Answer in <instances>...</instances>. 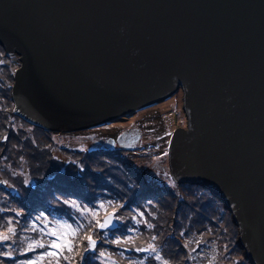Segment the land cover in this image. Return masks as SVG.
<instances>
[{
	"label": "water",
	"instance_id": "1",
	"mask_svg": "<svg viewBox=\"0 0 264 264\" xmlns=\"http://www.w3.org/2000/svg\"><path fill=\"white\" fill-rule=\"evenodd\" d=\"M0 44L21 63L14 112L50 131L182 90L172 178L223 200L264 264V0H0Z\"/></svg>",
	"mask_w": 264,
	"mask_h": 264
},
{
	"label": "trees",
	"instance_id": "2",
	"mask_svg": "<svg viewBox=\"0 0 264 264\" xmlns=\"http://www.w3.org/2000/svg\"><path fill=\"white\" fill-rule=\"evenodd\" d=\"M1 46L0 55L4 52ZM6 65L10 72L6 74L8 79L0 78V231L6 232L11 220L16 236L0 245V252H12L11 257L0 255V264H15L18 259L27 257L26 248L31 239H51L39 231L44 222L35 223L37 231L29 230L32 218L42 211L51 219L67 216L74 226L87 224L88 220L94 225L90 214L82 215V210L87 207L95 211L100 198L107 200L104 210L115 211L119 226L116 229L92 228L93 238L97 240L94 252H84L87 241L82 239V233L83 248L77 250L73 264H89L101 258L103 264H109L106 258L99 256L100 251L111 253L117 264H131L145 257H148L145 264H154V254L137 252L135 247L154 243L158 248V243L171 235L174 243L184 251H181L182 256L176 255L177 252H168L166 246L167 256L163 258L169 264H199L197 260L202 254L209 259L215 257V264H253L240 242L239 227L232 212L223 200L202 184L176 182L168 170L163 181L154 183L153 178L143 175L136 166V155L131 151L134 145H125L123 137L109 147L102 145L97 153L82 145L76 150L63 147L62 155H56L55 143H41L37 136L51 139L56 131L31 125L13 112L15 104L11 90L15 79L11 64ZM147 152L146 157L150 158L151 150ZM73 202L80 205V210L73 207ZM45 217L47 223L52 224L53 221ZM144 221L154 227L149 229ZM87 231L85 228L84 232ZM129 236L134 239L142 236L146 240L139 243L137 239L134 246L112 243ZM153 236L156 237L154 241ZM190 240L193 243H188ZM195 241H201L199 246ZM186 244L187 247L194 245L196 251L188 250ZM164 249V245L158 248L160 252ZM43 251L45 249L37 248L29 253L33 256ZM189 254L195 259H190ZM62 263L67 264L63 260Z\"/></svg>",
	"mask_w": 264,
	"mask_h": 264
},
{
	"label": "rangeland",
	"instance_id": "3",
	"mask_svg": "<svg viewBox=\"0 0 264 264\" xmlns=\"http://www.w3.org/2000/svg\"><path fill=\"white\" fill-rule=\"evenodd\" d=\"M2 49L4 52L1 50L3 53L0 55V61H3V63H0V78L1 79L3 78L5 81H7L8 76L6 74L10 72L8 71L9 68L7 67L6 64L9 63L11 64L12 72L14 75L15 70L20 66L21 63H19L20 60L18 54L8 55L6 53V50H4V47H2ZM13 84L14 82L12 83V87ZM0 94H2L1 90H0ZM183 101H184L183 91L182 90L176 91L168 98L160 102H156L152 105L136 109L135 111L129 113L128 116L127 115L122 116L123 117L122 119L115 120L114 122H109L107 124H101L94 127H88V128L72 130V131H56L51 139L47 137H44L45 138L44 139L41 138L40 136H37V139H40L41 143L44 142L55 143V145H57V148L55 149L56 150L55 154L62 155L60 151L61 149H63V147L66 148L70 147L73 150H76L82 148L81 147L82 145L84 146L85 149H89L90 151L94 150L97 153L98 148H101L102 145L103 146L105 145V147L106 146L109 147V144H113V142L116 139L123 137L124 143H127L125 145L127 146L134 145L133 147L134 150L131 149V151H133L136 155L135 164L138 168L141 169L142 174L147 177L153 178L154 183H158L164 180V173L166 170L170 172L169 162H168V147L171 136L173 132L180 127V124L187 125L188 122L187 114L183 107L184 105ZM13 112H14V108H13ZM30 124L34 125L32 123ZM148 149L151 150V152H149L150 158L146 157L148 154L147 152ZM165 153L167 154L165 155ZM104 155L106 154L104 153ZM63 164L64 166H66V163ZM156 169L158 171H156ZM159 170L162 172L159 173ZM106 201L107 200L105 198H100L96 202V204L98 203V205H96L95 211L98 213V218L100 219L101 222H103L107 213H111V212L115 213V211H113L111 208L108 210H104L106 208L105 205ZM101 204H104L105 208L103 209L100 208ZM41 214L43 215L41 216ZM46 214L47 213L45 211H42L40 214H38V216H41V219L37 220L36 218H32V222L36 223V225H40L44 222L43 217L47 216L51 221L61 220V221H67L69 224H72V222L67 219V216L55 217L54 219H51ZM114 219L117 221L116 214L114 215ZM48 225L49 227L52 226L51 223H48ZM117 227L114 228L110 227L109 229H116ZM97 236L99 237L100 233H98ZM141 237L142 236L137 237L135 240L139 239L138 241L139 243L145 242L146 239H142ZM165 237H166L164 238L165 240L163 239L162 242L161 241L159 243L157 242L158 244H160L158 248H160L162 245H164L165 248L164 251L160 252L161 256L163 257L164 255H166L165 251H167L166 250L167 247H168V252L171 253L177 252L176 255L182 256L183 253H181V251L184 250L180 248L178 244L174 243V236L171 235L170 237L168 236ZM81 244L82 241H80V245ZM80 248L82 249L83 246L81 245ZM186 248L188 250H192L193 248H195V246L190 245V247L188 246ZM26 255L27 257L18 259V261L15 264H21L22 261L30 260L35 256H37V255L30 256L29 251L27 252ZM205 255L206 254H202V256H199L197 260L199 264H209L210 259ZM89 264H103L102 258L101 260H98V262L96 260L95 261L93 260V262Z\"/></svg>",
	"mask_w": 264,
	"mask_h": 264
},
{
	"label": "snow or ice",
	"instance_id": "4",
	"mask_svg": "<svg viewBox=\"0 0 264 264\" xmlns=\"http://www.w3.org/2000/svg\"><path fill=\"white\" fill-rule=\"evenodd\" d=\"M0 63H3V61H0ZM167 153H165L166 155ZM3 183H6L4 181ZM73 207H76L78 210H80V205L75 204L73 202ZM100 208H105L104 204L100 205ZM90 214L93 220H95V224H92V220H88L87 224L80 223L77 225L69 224L67 221H61V220H55L52 222V226L49 227L47 223V218H44V227L39 228L40 233L42 236H48L52 237V239H31V241L27 244L26 251H35L37 248L45 249L42 253L35 256L34 258L26 261H22L21 264H61V261L67 262V264H73V261L75 259V256L78 254L77 250L81 247L80 245V239L81 234L82 239L87 241V246L84 247V252L87 251H96L97 247V240L93 238L92 234V228H99V229H107L110 227H114L113 225V218L115 213H107L103 222L100 221L98 218V213L91 208L85 207L82 210L83 214ZM19 215V213H17ZM43 214H41L42 216ZM143 215L142 213L140 214ZM41 216L36 217L37 220L41 219ZM135 219V217H133ZM138 224L141 221H136ZM144 223L147 224V227L149 229L153 228L154 226L151 223H147V221H144ZM8 227L6 232H0V245H3L4 242L10 241L13 239V237L16 236V229L15 227L11 226L12 221H8ZM88 228L87 232H84V229ZM31 231H37V226L35 223L31 226L29 229ZM132 231V230H130ZM183 235V233L181 234ZM22 239L28 240L30 238L23 237ZM152 240H156V237L153 236ZM112 243L117 245H135V239L131 236L121 239H116L112 241ZM188 243H193V241H188ZM197 246L201 243V241H195ZM9 248L12 247V245H8ZM187 247V244L185 245ZM135 251L137 252H147L149 254H154V259L156 261H160L161 264H169V261L164 259L160 251L158 250L157 246L154 243H148L147 247H135ZM193 252L196 251L195 248L192 249ZM67 253V254H65ZM0 255L3 256H12V252H0ZM122 255V254H121ZM100 257L106 258V260L109 262V264H117L116 261L112 260V254L107 253L105 251L99 252ZM190 259H195V257L191 256L189 254ZM81 259H83V256L81 254ZM148 259V257H145L143 259H140L138 261H132L131 264H145V261ZM209 264H215V257H212V259L209 260Z\"/></svg>",
	"mask_w": 264,
	"mask_h": 264
},
{
	"label": "bare ground",
	"instance_id": "5",
	"mask_svg": "<svg viewBox=\"0 0 264 264\" xmlns=\"http://www.w3.org/2000/svg\"><path fill=\"white\" fill-rule=\"evenodd\" d=\"M3 47V46H2ZM9 55V54H8ZM15 79V78H14Z\"/></svg>",
	"mask_w": 264,
	"mask_h": 264
},
{
	"label": "clouds",
	"instance_id": "6",
	"mask_svg": "<svg viewBox=\"0 0 264 264\" xmlns=\"http://www.w3.org/2000/svg\"><path fill=\"white\" fill-rule=\"evenodd\" d=\"M128 116V115H127Z\"/></svg>",
	"mask_w": 264,
	"mask_h": 264
}]
</instances>
